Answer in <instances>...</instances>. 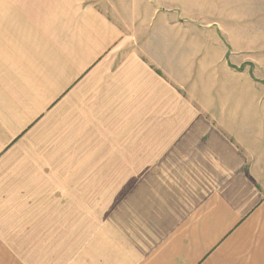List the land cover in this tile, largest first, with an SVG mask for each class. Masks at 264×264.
Returning a JSON list of instances; mask_svg holds the SVG:
<instances>
[{
    "label": "crops",
    "instance_id": "1",
    "mask_svg": "<svg viewBox=\"0 0 264 264\" xmlns=\"http://www.w3.org/2000/svg\"><path fill=\"white\" fill-rule=\"evenodd\" d=\"M223 1L263 79L264 0ZM151 8L0 0V264H264L262 98Z\"/></svg>",
    "mask_w": 264,
    "mask_h": 264
},
{
    "label": "rangeland",
    "instance_id": "2",
    "mask_svg": "<svg viewBox=\"0 0 264 264\" xmlns=\"http://www.w3.org/2000/svg\"><path fill=\"white\" fill-rule=\"evenodd\" d=\"M125 3L126 0H121ZM141 2V11H143V1L152 6L157 14H165L172 17L173 27H177L182 31H215L221 37V50L223 51L220 64L226 67L229 74H233L234 78H245L252 81L261 99V104L264 103V78L261 77L259 70L255 69V64L249 66V62L244 61L243 57V39L239 33L243 31L244 24L242 21L228 22L230 18L226 13L220 14L217 17L215 12L217 3H223V0H139ZM103 10L113 15L111 7L105 5ZM233 15L243 18L245 13L243 0H235ZM237 17H235L237 19ZM216 18L219 22H216ZM211 41V38L208 39ZM227 48V49H226ZM229 51L228 56L226 53ZM227 51V52H226ZM226 56V57H225ZM246 64L243 71H236L239 65ZM231 65V68L228 67ZM233 67V68H232ZM222 68V67H221ZM222 72V71H221ZM232 76V75H231ZM262 80V83H260Z\"/></svg>",
    "mask_w": 264,
    "mask_h": 264
}]
</instances>
